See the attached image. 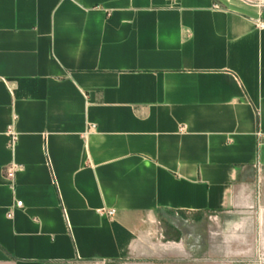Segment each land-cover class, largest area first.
Instances as JSON below:
<instances>
[{"label": "crops", "instance_id": "obj_1", "mask_svg": "<svg viewBox=\"0 0 264 264\" xmlns=\"http://www.w3.org/2000/svg\"><path fill=\"white\" fill-rule=\"evenodd\" d=\"M258 21L264 0H0V264H264Z\"/></svg>", "mask_w": 264, "mask_h": 264}, {"label": "built area", "instance_id": "obj_2", "mask_svg": "<svg viewBox=\"0 0 264 264\" xmlns=\"http://www.w3.org/2000/svg\"><path fill=\"white\" fill-rule=\"evenodd\" d=\"M256 26H257L258 28L262 29V28H264V22H263V21H258L257 24H256ZM11 133H12V135H13V137H12V142L15 143L17 137H16V135H15L13 132H11ZM13 175H14V171H13V168H12V169L10 170V172H9V176L12 177ZM16 205H17V207H21V206L23 205V202H22V201H18V202L16 203ZM107 214L110 215V216H112V215L115 214V211H114V210H108V211H107Z\"/></svg>", "mask_w": 264, "mask_h": 264}, {"label": "trees", "instance_id": "obj_3", "mask_svg": "<svg viewBox=\"0 0 264 264\" xmlns=\"http://www.w3.org/2000/svg\"><path fill=\"white\" fill-rule=\"evenodd\" d=\"M113 229L117 238L119 248L122 250L124 245L121 240V234H124L125 230L118 223H113Z\"/></svg>", "mask_w": 264, "mask_h": 264}]
</instances>
